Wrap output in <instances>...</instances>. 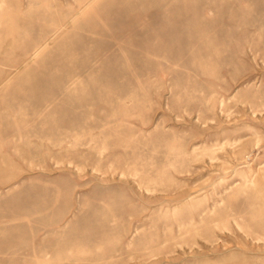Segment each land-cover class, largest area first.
I'll return each instance as SVG.
<instances>
[{"label":"rangeland","instance_id":"rangeland-1","mask_svg":"<svg viewBox=\"0 0 264 264\" xmlns=\"http://www.w3.org/2000/svg\"><path fill=\"white\" fill-rule=\"evenodd\" d=\"M0 264H264V0H0Z\"/></svg>","mask_w":264,"mask_h":264},{"label":"bare ground","instance_id":"bare-ground-1","mask_svg":"<svg viewBox=\"0 0 264 264\" xmlns=\"http://www.w3.org/2000/svg\"><path fill=\"white\" fill-rule=\"evenodd\" d=\"M89 4V3H88Z\"/></svg>","mask_w":264,"mask_h":264}]
</instances>
